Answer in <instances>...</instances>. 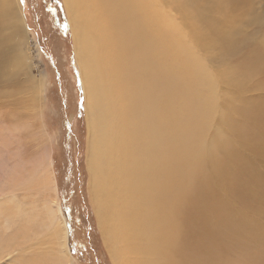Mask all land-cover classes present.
<instances>
[{"label": "bare ground", "instance_id": "bare-ground-1", "mask_svg": "<svg viewBox=\"0 0 264 264\" xmlns=\"http://www.w3.org/2000/svg\"><path fill=\"white\" fill-rule=\"evenodd\" d=\"M161 1L64 0L87 100L89 190L104 246L113 264H264V166L253 146H264L253 109L264 90L249 95L241 82L264 72V1L166 0L209 63L220 61L212 69L219 87L242 95L223 96L220 122L231 135L216 139L194 167L170 146L147 159L134 137L139 113L147 121V94L177 93L190 111L203 89L209 94L178 50L177 28L160 20ZM21 27L16 5L0 0V83L14 88L0 91V264H72L50 146L41 143L37 158L26 159L21 128L7 125L19 117L10 105L22 100L14 98L26 61ZM175 119L167 115L171 145Z\"/></svg>", "mask_w": 264, "mask_h": 264}, {"label": "rangeland", "instance_id": "rangeland-1", "mask_svg": "<svg viewBox=\"0 0 264 264\" xmlns=\"http://www.w3.org/2000/svg\"><path fill=\"white\" fill-rule=\"evenodd\" d=\"M9 1L16 5L17 17L22 26L23 42L20 49L26 61L25 67L15 78L19 85L14 98L22 100L10 105L19 113V117H15V122L7 121V125L21 128L18 136L26 144V159L37 158L41 143L46 142L50 146L59 208L67 219L70 254L74 258L72 264H113L101 237L89 190V119L85 109L87 100L64 0H24V3L20 0ZM170 8L167 7L166 0H162L159 18L163 24L168 23V27L177 28L178 33L174 34V38L178 50L186 57L190 70H193L195 84L200 86L202 83L209 94L204 98L207 91L203 89V96L196 98V106L192 111L187 109L185 97L177 93L173 96L166 92L161 93V96L158 93V99L152 93L147 94V121L139 113L140 130L138 133L134 129V137L140 147L145 146L144 154L147 159L152 155L153 148H156V154L159 147L165 154L166 148L170 146L176 154L185 158L188 165L192 163L194 167L203 161L209 150L215 149L213 143L216 139L231 135V126L227 127L220 122L223 96H233L240 101L242 95L238 90L219 87L221 82L216 81L212 69H220V61L209 63L187 28L181 27L177 14ZM216 17L217 15L214 16ZM241 55L242 53L239 54ZM249 79L241 80L246 88L243 91L250 93L249 95L261 94L264 90V72ZM40 81H43L42 85H38ZM4 84L0 83V91L9 90L10 87ZM38 86L42 96L36 100L34 96L38 95ZM190 91L194 92L193 88ZM167 97L172 98L171 107L167 106ZM5 101V98L0 97V103ZM111 109L117 111L115 106L110 107ZM253 109L262 119L264 127V103H257ZM178 110L182 118L176 120ZM169 113L176 123L171 126L172 145L167 135ZM245 125L251 126L250 123ZM119 133L120 129L117 140ZM253 146L260 148L264 166V146L257 143ZM217 156L220 154L217 153ZM262 165L257 170L262 171ZM232 202L236 204V201ZM250 263L242 260L240 264Z\"/></svg>", "mask_w": 264, "mask_h": 264}, {"label": "snow or ice", "instance_id": "snow-or-ice-1", "mask_svg": "<svg viewBox=\"0 0 264 264\" xmlns=\"http://www.w3.org/2000/svg\"><path fill=\"white\" fill-rule=\"evenodd\" d=\"M21 3H24V0H20Z\"/></svg>", "mask_w": 264, "mask_h": 264}]
</instances>
